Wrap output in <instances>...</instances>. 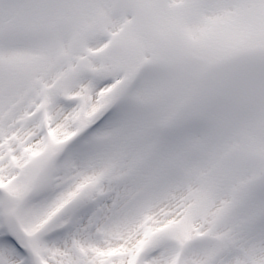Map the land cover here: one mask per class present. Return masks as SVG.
I'll use <instances>...</instances> for the list:
<instances>
[{
	"label": "snow or ice",
	"instance_id": "6c2138e0",
	"mask_svg": "<svg viewBox=\"0 0 264 264\" xmlns=\"http://www.w3.org/2000/svg\"><path fill=\"white\" fill-rule=\"evenodd\" d=\"M0 264H264V0H0Z\"/></svg>",
	"mask_w": 264,
	"mask_h": 264
}]
</instances>
